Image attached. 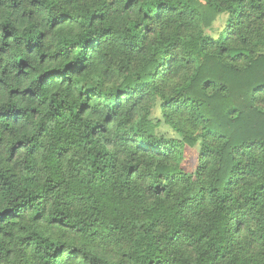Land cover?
Wrapping results in <instances>:
<instances>
[{
	"label": "trees",
	"instance_id": "16d2710c",
	"mask_svg": "<svg viewBox=\"0 0 264 264\" xmlns=\"http://www.w3.org/2000/svg\"><path fill=\"white\" fill-rule=\"evenodd\" d=\"M0 264H264V0H0Z\"/></svg>",
	"mask_w": 264,
	"mask_h": 264
},
{
	"label": "rangeland",
	"instance_id": "374dc122",
	"mask_svg": "<svg viewBox=\"0 0 264 264\" xmlns=\"http://www.w3.org/2000/svg\"><path fill=\"white\" fill-rule=\"evenodd\" d=\"M224 17L218 18L213 27L207 30L210 35H216L223 25ZM162 100L157 99L153 106L141 109L139 116H145L149 113L148 118L156 124L155 134L166 140L174 141L182 149L179 159V166L187 172L195 170L199 155L200 146L205 139L202 126L196 121L191 114L179 115L177 113L165 114L161 106ZM186 138V139H185ZM189 138H195L197 141L190 145L187 141Z\"/></svg>",
	"mask_w": 264,
	"mask_h": 264
}]
</instances>
